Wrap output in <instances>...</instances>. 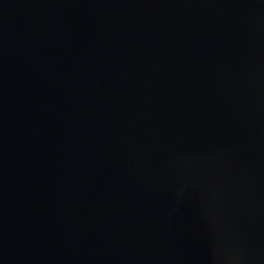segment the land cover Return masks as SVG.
Wrapping results in <instances>:
<instances>
[{"label": "water", "instance_id": "95a60500", "mask_svg": "<svg viewBox=\"0 0 264 264\" xmlns=\"http://www.w3.org/2000/svg\"><path fill=\"white\" fill-rule=\"evenodd\" d=\"M0 264H264V0H0Z\"/></svg>", "mask_w": 264, "mask_h": 264}]
</instances>
